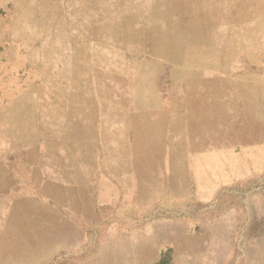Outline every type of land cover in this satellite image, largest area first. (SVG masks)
<instances>
[{
    "label": "rangeland",
    "instance_id": "1",
    "mask_svg": "<svg viewBox=\"0 0 264 264\" xmlns=\"http://www.w3.org/2000/svg\"><path fill=\"white\" fill-rule=\"evenodd\" d=\"M264 264V0H0V264Z\"/></svg>",
    "mask_w": 264,
    "mask_h": 264
},
{
    "label": "trees",
    "instance_id": "2",
    "mask_svg": "<svg viewBox=\"0 0 264 264\" xmlns=\"http://www.w3.org/2000/svg\"><path fill=\"white\" fill-rule=\"evenodd\" d=\"M158 264H168V261H166V260H161Z\"/></svg>",
    "mask_w": 264,
    "mask_h": 264
}]
</instances>
